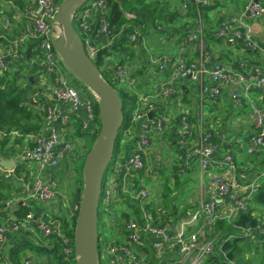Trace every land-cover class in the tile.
I'll use <instances>...</instances> for the list:
<instances>
[{
    "label": "built area",
    "instance_id": "built-area-1",
    "mask_svg": "<svg viewBox=\"0 0 264 264\" xmlns=\"http://www.w3.org/2000/svg\"><path fill=\"white\" fill-rule=\"evenodd\" d=\"M188 1L183 0L181 3L183 12L187 9ZM191 1L198 6L216 2ZM60 2L61 0H35L33 12L29 14V31L11 40L6 53L0 55L1 74L8 59L13 61L19 57V49L29 40H35V58L40 72L39 85H45L46 82L49 84L52 94L50 99L53 101L51 104L47 102L38 89L29 93V103L43 111V124L38 131L27 136L26 144L20 147L17 157L12 160L14 166L16 160L23 163L26 171L15 176L13 170H8L4 175V178H10L14 184L17 183V190L13 196L0 203V249L7 244L9 237L32 226L36 238L45 239L53 234L60 238L61 264H76L74 219L77 217L79 201L74 207L75 213H72L74 225L71 224L63 230L57 221L35 210L36 206H44L57 196L58 182L53 171L75 151L77 144L73 140L74 131L79 124L85 130L96 114L93 100L84 97L82 90L73 85L62 70L60 58L52 44L60 31L56 24V12ZM107 12L106 0H89L73 17L77 20L79 31L83 34L84 48L92 61L98 51L112 43L116 35L110 29ZM126 15L133 16L128 13ZM262 18L264 3L260 0H246L240 13L229 17L222 28L216 29L214 36L224 40V46L240 44L247 51L264 53L263 48L253 39L251 26L244 21ZM139 37H142L141 30L137 26L130 27L127 41L130 44L136 43ZM160 41H168L176 46V50L149 54V67L144 76L146 82H143L148 90L132 92L130 86L131 83L140 85V76L132 77V73L142 66L141 62L136 61L137 64L128 61L119 64L106 60L101 65L116 84L125 86L127 92L136 96L128 124L118 131L123 149L117 152L105 170L102 182L100 198L105 209L110 211L116 197L124 194L136 202L140 215V221L131 219L124 222L120 228L121 238L114 239L106 247V253L113 258V264H185L186 261L189 264H200L205 256L213 252L214 241L207 240L203 232L200 233V228L188 235L183 236L182 233L187 226L200 223L202 212L207 215V224L214 225L215 219L219 218V203L214 199L202 201L199 208L177 229L171 223L163 221V211L154 213L148 208L149 193L143 182L144 178L161 177L165 164L161 161L160 152L153 150L152 146L158 143L170 147L165 142L168 141L170 131H173L176 145L189 156L185 159L180 156L177 158L187 167L190 164L187 158L193 156L196 157L201 171H205L211 157L219 149L210 139V134L204 131L202 118L195 120L188 112L183 111L180 95L185 81L192 80L199 84L200 107L203 105L202 101L220 99L226 88L230 89V98L236 108L240 109L241 106L249 104L254 116L255 133L247 150L250 153L257 147L264 156V103L258 105L250 94V91L264 89V70L258 66H248L245 62H240L238 65L241 70H236L224 62L208 65L204 57L200 60L194 59L193 44L198 43L201 52H204L200 23L185 34L170 39L161 37ZM143 43V48L147 49L145 41ZM91 94L97 103V97L92 92ZM60 104L66 108H61ZM149 113H152L151 117L148 116ZM194 138L197 139V144L194 143ZM221 163L230 172L238 167L230 154H225ZM177 171L183 172L184 169ZM211 185L218 195L226 197L230 196L235 186L233 181L224 178L220 173L214 175ZM17 202L27 208L21 216L12 214L11 211ZM240 209H246V206L244 201L237 200L226 219L230 221ZM254 231L264 234V224L253 229L243 228L245 236H250ZM149 254L151 259L148 258ZM23 264L33 263L32 260H25Z\"/></svg>",
    "mask_w": 264,
    "mask_h": 264
},
{
    "label": "crops",
    "instance_id": "crops-1",
    "mask_svg": "<svg viewBox=\"0 0 264 264\" xmlns=\"http://www.w3.org/2000/svg\"><path fill=\"white\" fill-rule=\"evenodd\" d=\"M245 1L246 0H216V2L213 3L216 5V7L210 13L212 24L214 25L213 32L215 33L216 29L222 28L224 22L229 17L238 15L243 8ZM260 1L264 3V0ZM34 2L35 0H0V55L6 53L5 51L7 50V46L11 40L20 34L29 31L31 25L29 14L33 12ZM244 21L249 26H251L253 39L264 50V18L258 20L246 19ZM218 39L219 38H216L214 34L213 39H209L208 42L203 39L204 52H201L198 43L193 44L192 50L194 59L200 60L201 57H204L207 59L208 65L224 62L236 70H241L238 64L240 62H245L248 64V66H258L264 70V53H253L251 51H247L243 49L240 44L235 46H224L222 43L225 41ZM146 41L149 51L157 50V52L153 55L175 52L176 50V46L167 41L155 42L151 37H149ZM25 45L26 44H24L22 47ZM28 66H35V63H28ZM35 67L37 68V66ZM38 69L35 71V74L30 76L31 78L29 77L32 86L28 88L34 87L36 89L38 86V90L45 96L46 101L51 104L53 101L50 99L52 94L49 90V84L46 82L45 85H39L40 72ZM46 87L48 88V92H43V88ZM79 88L82 90L84 97L91 98L95 103L91 92L87 90L85 91L81 87ZM223 93L224 94L220 97V99H216L215 101H202L203 105L200 107V86L197 82L187 80L183 83L182 92L180 95V100L183 106H186L185 108L187 109V112L195 120L202 118L204 131L210 134V139L212 142L219 147L218 151L211 157L208 168L205 171H201L196 157L192 156L187 158V161L190 163L188 167L183 161L177 160L179 156L181 159H185L189 156L187 155L186 151L180 149L176 145L175 139L173 138V131L169 132L168 141H165L170 145L169 148L172 154L170 153V157L168 156L164 158L166 163L162 161L165 164L166 171L163 176L164 178L166 177V181L164 183L162 182L163 188L160 189V192L161 194L166 193V197L169 199L168 202H165L164 199L161 198V201L165 202L166 206L165 209L160 208L165 215L163 217V221L171 223L172 226H175L178 229L179 225L184 223L183 221L198 208V204H200L202 201L214 199L219 203V218L215 219L214 225L210 226L207 224V215L202 212V220L200 223L187 226L182 233L183 236L188 235L190 232H195L196 229L200 228V233L203 232V235L207 240L214 241L218 235V233L215 231L216 222L218 220H226L230 208L237 200L244 201L246 208L250 207L251 203L248 201V199L255 187L256 179L258 175L264 173V166H256V163L259 162L263 157L258 148L254 147L253 151L250 153L247 150L251 146V139L255 133L254 116L253 112L249 108V104H245L244 106H241L240 109H238L231 101L230 89H224ZM187 94H195L197 99L193 100L190 98V100H192L190 101L185 97ZM250 94L252 97H254V100L258 105L264 103V89L250 91ZM60 107L63 109L66 108V106L62 104H60ZM169 107L174 106L170 105ZM98 122L99 117L97 114H95L94 120L88 123V126L85 130H82L79 124L78 129L74 131V136H76L75 134L78 132V134L81 135V140L79 142L80 148L77 152V149H75V151L70 154L71 156L75 154L73 156L74 158L78 157V160L75 161V168L81 164L84 153L87 149V139L85 137H91L98 130ZM194 143H198L197 139L195 138ZM158 145V143H155L152 146V149L157 151ZM243 148H245V152L243 151ZM225 154H230L234 158L238 166L235 171L230 172L227 170L228 167L221 163V159ZM2 159L15 160L14 157L4 158L0 156V161ZM169 164L171 165L169 166ZM173 164L175 165L173 166ZM172 166L175 170L173 168L171 169ZM60 168L61 166H59L57 169H54L53 171V174L56 175V178L59 177L58 171H60ZM181 168L184 169L183 172L177 171V169ZM0 169H4L3 172L8 171L1 165V163ZM217 173L222 174L224 178L234 182L235 186L231 190L230 196L226 197L218 195L214 187L211 185V181L214 175ZM2 175L0 176V179L2 177L4 178ZM163 176H161L157 181L161 182ZM180 177H182L183 180H181ZM145 179L148 178H144L143 182ZM157 181L154 180V182ZM190 181V186L194 185V193L192 194L189 193ZM167 183L168 185H166ZM73 186L74 189L70 196H66L59 190V195L56 196L53 201L46 203L44 206H36L35 208L36 211L43 212L49 219L55 222L57 221L60 224V229L62 230L68 226H71L74 218L72 213H75L74 207L79 201V187L76 182L73 184ZM165 186L168 189L166 192ZM144 187L146 188V185H144ZM15 188H17V186L13 187L11 196L15 194ZM190 195L191 197H189ZM123 202L126 203L125 208H122ZM157 205L156 209H151L148 204V208L152 212L156 213ZM111 207H116L118 211V216L114 214L111 217V221L114 222L111 223L117 227L116 231H118L119 234L116 233L115 235L108 236V234L105 232V237L103 238L100 247L101 264H113V258L106 253V247L113 243L114 239L121 238L122 233L120 232V228L121 224L123 225V222H125L123 216L128 215L129 220H135L136 217L133 215V211L136 210L139 213L136 202L129 199L124 194L118 195ZM111 214L112 211L110 210L108 215ZM108 215L104 218L103 228L108 225ZM136 220L140 221V215ZM25 236L28 239L35 241L36 236L32 226L26 228V231H20L19 233H16V235L9 237L6 245H9L13 239L24 238ZM176 253L181 255L179 251H176ZM27 255L30 257L25 258L22 261V264L25 260H32L33 264H58L59 260V258L56 261V259L53 260L51 256H40L33 252H27L26 256ZM148 258L151 259L150 254L148 255ZM185 264H189V261H186ZM200 264H204V262L202 261Z\"/></svg>",
    "mask_w": 264,
    "mask_h": 264
},
{
    "label": "trees",
    "instance_id": "trees-1",
    "mask_svg": "<svg viewBox=\"0 0 264 264\" xmlns=\"http://www.w3.org/2000/svg\"><path fill=\"white\" fill-rule=\"evenodd\" d=\"M183 0H106L108 7L107 20L109 22L112 33L115 37L112 43L97 52L93 63L100 68L106 60L109 62H117L125 64L132 58H144L141 67L134 70L133 75H139L140 83L145 82V72L148 69L147 59L149 54H155L157 50H148L147 41L151 37L155 42H159L160 38L170 39V37L178 36L189 32L195 28L198 23L202 25V38L207 42L213 39V24L210 13L216 7L215 4L196 5L189 0L187 9L183 12L181 3ZM132 14L127 17L126 14ZM73 25L80 34L84 43L83 34L79 31L77 20L73 19ZM137 26L142 37H139L136 43H129L127 40L130 27ZM220 40V38L218 39ZM146 42V48H143ZM168 42V41H167ZM35 40H29L24 47L19 49L20 56L8 59L7 65L0 74V156L4 158L14 159L17 157L20 147L26 144V138L32 132L38 131L43 124V111L33 107L29 103V93L33 89L29 77L35 74L38 65L35 58ZM137 48V51L136 49ZM136 55L138 57H136ZM135 56V57H134ZM132 59V60H134ZM136 61V60H135ZM35 63V66H28V63ZM100 70V69H99ZM103 78L114 88L116 82L113 81L110 73L101 72ZM116 89V88H115ZM122 102L123 122L120 130L129 122L132 110L135 107L136 96L121 88L116 90ZM96 104V114L98 107ZM98 116V115H97ZM100 121L98 122V130ZM98 130L87 139V149L84 153L81 164L76 166V183L80 193L82 187V168L85 156L93 144ZM79 133V132H78ZM83 133V132H82ZM81 134V133H80ZM88 135V134H87ZM120 134L118 133L115 142L112 159L117 152L122 149L120 144ZM257 165L264 166V156ZM108 168V167H107ZM25 170V165L16 160L13 174L20 176ZM105 176V173H104ZM104 181V179H103ZM14 183L10 178L0 179V203L11 196ZM165 192L168 190L165 187ZM15 190H17L15 188ZM164 199L166 193L164 194ZM80 199V194H79ZM248 201L250 207L238 210L236 216L230 221L218 220L216 222L215 231L218 233L214 240V249L210 255L204 257V264H230L232 259H236L237 264H264V234L258 231L252 232L250 237L243 234V228H255L257 225L264 224V173L258 175L255 187ZM2 207V206H1ZM102 204L101 198L98 207L97 220V243H98V262L101 264V243L105 237L103 232V221L108 215L109 210ZM27 208L24 204L17 202L16 207H12V214L23 215ZM5 215L7 214L4 212ZM136 219L139 216L138 211H133ZM109 216V215H108ZM124 221L129 220L128 215H124ZM99 218L101 222L100 230H98ZM75 221V219H74ZM73 221V225H74ZM124 223V222H123ZM122 226V224H121ZM36 238V237H35ZM244 244V245H243ZM246 248L248 252L255 250L256 258L245 260L241 257L242 250ZM27 252H33L40 256H51L53 260H60V238L56 235H50L45 239L36 238L35 241L24 238L13 239L9 245H5L0 249V264H22V261L30 256H26ZM255 256V254H253Z\"/></svg>",
    "mask_w": 264,
    "mask_h": 264
},
{
    "label": "water",
    "instance_id": "water-1",
    "mask_svg": "<svg viewBox=\"0 0 264 264\" xmlns=\"http://www.w3.org/2000/svg\"><path fill=\"white\" fill-rule=\"evenodd\" d=\"M89 0H61L56 12L59 33L53 47L64 65L96 97L100 129L88 150L82 168V187L74 226L76 264H99L97 243L98 207L103 175L113 156L118 131L123 122L122 102L116 89L101 75L86 53L83 41L73 25V17ZM31 78V77H30ZM149 117L152 113L148 114ZM1 165L13 170L12 160Z\"/></svg>",
    "mask_w": 264,
    "mask_h": 264
},
{
    "label": "rangeland",
    "instance_id": "rangeland-1",
    "mask_svg": "<svg viewBox=\"0 0 264 264\" xmlns=\"http://www.w3.org/2000/svg\"><path fill=\"white\" fill-rule=\"evenodd\" d=\"M136 49V51H137V48H135ZM135 57V56H134ZM136 57H138L137 55H136ZM132 59H134V58H132ZM130 60V61H133L134 63H137L136 61H138V62H141V64L143 65V63H144V58H140V57H138V58H136V59H134V60ZM136 60V61H135ZM59 64H60V66H61V68H62V70L64 71V73L66 74V76L68 77V79H69V81L73 84V85H75L76 87H81L83 90H87V91H89V92H91L81 81H79L72 73H71V71L64 65V63L61 61V59H60V61H59ZM138 64V63H137ZM100 70H101V72H103L104 70L102 69V67L100 66V68H99ZM134 72V71H133ZM135 73V72H134ZM132 77H138V76H136V75H133V73H132ZM140 79V81H141V78H139ZM145 82H146V80H145ZM130 86H131V88H132V92H135V91H137V92H140L141 91V89L143 90V91H145V90H148V88L144 85V83H140V85H138L137 86V84L136 83H131L130 84ZM38 87V86H37ZM36 87V89H38ZM115 88H116V90H119V89H121V88H124V89H126L127 90V88L125 87V86H123V85H120V84H116L115 85ZM43 92H48V88L46 87V88H43ZM254 96V95H253ZM256 96V95H255ZM185 97L186 98H188V100H190V98H192L193 100L194 99H197V96L194 94V95H192V94H187V95H185ZM182 98V97H181ZM258 99V98H257ZM190 101H192V100H190ZM167 106H169V104H166ZM186 106L184 105V107H183V111L184 112H187V109L185 108ZM100 121V120H99ZM76 136H74V138H73V140L76 142V144H77V146H76V152L78 151V149L80 148V146H79V142H80V140H81V135H79L78 133L77 134H75ZM82 145V144H81ZM168 146V145H167ZM167 146H161L160 144L157 146V148H158V150H159V152H160V157H161V161H164L165 163H166V160L164 159L165 157H170V153L172 154V152H171V150H170V148H169V146L167 147ZM243 151L245 152V148H243ZM80 153V152H79ZM75 155V154H74ZM74 155H68V157L65 159V160H63L61 163H60V165L59 166H61V168H60V171H58V175H59V177H57V182H58V192H59V190L61 191V192H63L66 196L68 195V196H70L71 195V193H72V191H73V189H74V186H73V184L76 182V174H77V172H76V170H75V161L76 160H78V157L77 158H74L73 156ZM171 164H169V166H170ZM163 170V172L161 173V176H163L164 175V173H165V171H166V169H162ZM4 171V169H0V176L2 175V176H4L5 175V173L6 172H3ZM168 172V171H167ZM171 172V171H170ZM180 179L181 180H183V178L182 177H180ZM154 180L155 181H157L158 179H151V178H148V179H145V181H144V184L146 185V188H147V190H148V193H149V206H150V208L151 209H156V205H157V213H159V212H161V209L160 208H162V209H165V202L167 201H169V199L167 198V197H165V199H164V195H163V193L161 194V192H160V189H162L163 188V184H162V182L164 183L165 181H166V177L164 178V176L162 177V181L161 182H159V181H157V182H154ZM166 185H168V183L166 184ZM191 185V181H190V184H189V188H190V194H192V193H194V189H193V186L194 185H192V186H190ZM15 186H17V183L15 182V185H14V187ZM166 187V186H165ZM166 189V188H165ZM59 194H57V196H58ZM189 197H191V195L189 196ZM56 198V197H55ZM161 198L162 199H164V201L165 202H162L161 201ZM125 206H126V203L125 202H123L122 203V208H125ZM198 208H199V204H198ZM110 210L112 211V214L111 215H109V217H107L108 218V222H107V226L104 228V230H103V232H106L107 234H108V236H110V235H115L116 233H118L119 234V232L118 231H116L117 230V227L116 226H114L113 225V221H111L112 220V216L115 214L116 216H118V211H117V208L116 207H110ZM226 221H229V220H227L226 219ZM111 222H113V223H111ZM111 224V225H110ZM100 227H101V222H100V218H99V223H98V230H100ZM244 245V244H243ZM242 254H241V257H243L245 260H248L249 258H251V259H253V258H256V252H255V250H253V251H251L250 253L248 252V250L246 249V248H244L243 250H242V252H241ZM253 254H255V256H253ZM236 259H237V257H236ZM236 259L234 258V259H232L231 260V262L230 263H232V264H237V261H236Z\"/></svg>",
    "mask_w": 264,
    "mask_h": 264
}]
</instances>
